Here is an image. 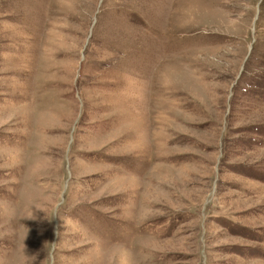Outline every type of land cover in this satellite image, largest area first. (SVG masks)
<instances>
[{"label": "rangeland", "instance_id": "obj_1", "mask_svg": "<svg viewBox=\"0 0 264 264\" xmlns=\"http://www.w3.org/2000/svg\"><path fill=\"white\" fill-rule=\"evenodd\" d=\"M0 264H264V0H0Z\"/></svg>", "mask_w": 264, "mask_h": 264}, {"label": "bare ground", "instance_id": "obj_2", "mask_svg": "<svg viewBox=\"0 0 264 264\" xmlns=\"http://www.w3.org/2000/svg\"><path fill=\"white\" fill-rule=\"evenodd\" d=\"M37 94V93H36ZM39 104V103H38Z\"/></svg>", "mask_w": 264, "mask_h": 264}]
</instances>
